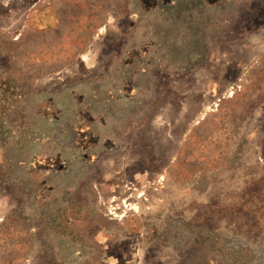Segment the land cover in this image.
Segmentation results:
<instances>
[{"label": "rangeland", "instance_id": "1", "mask_svg": "<svg viewBox=\"0 0 264 264\" xmlns=\"http://www.w3.org/2000/svg\"><path fill=\"white\" fill-rule=\"evenodd\" d=\"M0 264H264V0H0Z\"/></svg>", "mask_w": 264, "mask_h": 264}]
</instances>
